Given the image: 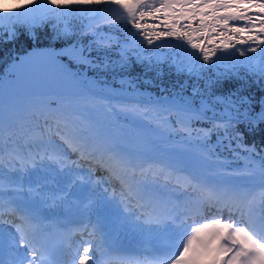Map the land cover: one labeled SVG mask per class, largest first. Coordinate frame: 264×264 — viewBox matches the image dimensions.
Masks as SVG:
<instances>
[{
  "label": "snow or ice",
  "instance_id": "snow-or-ice-1",
  "mask_svg": "<svg viewBox=\"0 0 264 264\" xmlns=\"http://www.w3.org/2000/svg\"><path fill=\"white\" fill-rule=\"evenodd\" d=\"M39 31H50L54 39L67 40L57 56L67 59L71 67L102 74L125 71L133 57L140 63L150 62L152 56L144 52L164 46L168 40L178 41L174 46L183 52V58L176 62L181 70L196 79L213 68L218 70L216 79L209 77L203 91L193 88L190 99L169 105L164 111L175 110L185 114L187 121L208 124L207 128L187 131L189 137L195 133L205 161L211 160L207 141L213 134L217 146L227 140L226 148L232 149L234 143L236 149L249 155L256 152L254 145L244 144L245 133L240 126L264 124V99L257 110L250 97L238 92L217 95L212 87L222 78H240L241 74L264 80V0H28L27 4L0 8V37L5 42L22 36L35 42ZM73 37L91 39L84 43ZM24 62L16 57V66ZM122 84L132 87L131 80ZM197 96L199 101L194 99ZM2 107L0 100V110ZM64 120L59 145H50L45 155L11 154L22 168L29 162L37 167V156L41 163L47 159L65 176L51 197L44 195L43 187L29 186L27 191L35 193L38 200L7 202V213L15 216V223L7 222L12 224L11 232L0 227V264H57L65 247L72 248L67 239L54 237L40 208L46 199L68 202L73 197L86 201L85 210L96 206L86 186L91 181L74 179L70 174L76 164L68 159L71 153L92 160L118 182L127 226L138 231L163 227L180 237L174 251L144 258L120 257V264H264V213L256 215L257 204L264 209V158L258 166L233 172L223 182L215 180L214 172H189L184 185L190 189L189 199L183 212L173 213L158 189L164 176L158 162L113 144L89 115L77 113ZM41 136L42 131L35 133L36 139ZM257 172L259 185L249 182ZM236 178L244 182H233ZM22 190V186L12 189ZM3 191L0 184V193ZM112 195L117 196L115 192ZM104 203L101 201V206ZM4 205L0 197V217L5 214ZM132 205L135 210H131ZM193 215L199 219L192 220ZM4 223L0 219V225ZM103 229V219L98 215L87 233L92 238L76 243L72 264H114L117 258ZM5 247L13 256L7 262L3 259Z\"/></svg>",
  "mask_w": 264,
  "mask_h": 264
},
{
  "label": "rangeland",
  "instance_id": "rangeland-1",
  "mask_svg": "<svg viewBox=\"0 0 264 264\" xmlns=\"http://www.w3.org/2000/svg\"><path fill=\"white\" fill-rule=\"evenodd\" d=\"M28 0H0V8L15 7L18 4H27ZM73 37L71 39H78ZM168 42V41H167ZM173 50V59L178 61L183 58V52L178 45V41H170ZM66 46V45H65ZM65 46L47 50H36L23 56L21 59L25 61L23 64L16 66V63L10 67L14 71L13 75L2 76L0 84H4L14 76L19 75L17 68H24L29 66L30 71L25 73H41V72H54L66 71L71 69L68 67L67 59L58 57L57 53ZM169 47V46H168ZM170 50L169 52H171ZM163 50H156L155 55L160 56L165 53ZM67 81H70L68 83ZM55 82V83H54ZM65 83L63 86L72 89L69 92H86L83 88H76V81H72L66 76L50 80L46 85V90L55 88V92H60V85L57 83ZM68 83V84H66ZM96 89L111 94H122L132 98L140 99H155L154 102L142 104L144 101L139 100H120L115 99H96L92 93H88L82 97H74L72 102H66L65 97H57L56 94L49 96H35L29 95L22 99H13L3 104L0 110V132H3V139L7 136L14 137L18 142H25V140L36 144L37 142L44 143L51 142L54 145H59V138H35V133L41 130L39 119L43 115L49 116V120L55 129V134L60 136L64 131V113L67 116L77 113H84L91 116L100 125V127L108 135L113 144L119 145L120 148L129 151L132 150L144 151L148 160L158 162L159 167L163 169L164 176L160 178L158 186H163L165 191L170 192L172 195L177 196L183 202L189 199L190 189L184 187L185 180L189 179V172L196 171L202 173L214 172L215 180L223 182L229 179V174L233 172H244L248 167H256L260 163L247 158L248 155H243L240 149H234L231 156L228 158H220L221 150L219 148L211 149V160L205 161L202 158L203 150L195 133L189 137L187 131L203 129L205 127H196L190 123L185 129L181 119V113L175 110L165 112L164 109L169 105L176 104L164 99V96H154L151 89H140L132 84L129 87L126 84H120L116 89L110 87L111 81L104 75H96L92 81ZM128 87V88H126ZM129 89V91H126ZM28 94V93H26ZM175 97L182 101L191 98V94L187 92H179ZM159 98V99H157ZM125 101V102H123ZM124 104V105H123ZM147 109L145 114L144 110ZM62 111V112H61ZM64 112V113H63ZM54 117V118H53ZM7 129V130H5ZM34 135V139L30 137ZM2 139V140H3ZM208 148L211 146V139L207 141ZM210 149V148H209ZM130 150L129 152H131ZM173 150V151H172ZM142 151V152H143ZM73 154V153H71ZM109 173L104 170L102 178L105 182L109 180ZM233 182H244L243 178H236ZM252 184L259 185L260 175L257 172L255 178L249 181ZM174 185L172 188L171 186ZM264 213L259 204L256 207V215L259 216ZM199 219L196 217L197 220Z\"/></svg>",
  "mask_w": 264,
  "mask_h": 264
},
{
  "label": "bare ground",
  "instance_id": "bare-ground-1",
  "mask_svg": "<svg viewBox=\"0 0 264 264\" xmlns=\"http://www.w3.org/2000/svg\"><path fill=\"white\" fill-rule=\"evenodd\" d=\"M60 75L67 76L76 81V85H74L76 88H83L87 91L96 90L99 95L108 97L110 99L123 97L119 94H111L94 89L91 84L87 83L81 77L71 72H45L32 73L26 77L5 84L2 87L3 92L0 93V100L5 102L6 100L11 99L13 96L18 94L44 88L50 79L57 78ZM17 85L19 86L18 88L16 87ZM124 98H128V96H124ZM164 99L177 104L182 103V101L172 96H166ZM148 100L154 101L155 99ZM50 145L53 144L39 143L28 146L24 149L16 150L8 144H0V184H2L4 188L3 193H0V197H2V199L5 201V204H7L9 200L14 199H20L24 201L38 200L39 197L35 193L30 194L27 191L29 186L34 188L38 186L43 187L44 195L46 197L53 196V194L57 192L58 188L62 186L65 172H61L59 170V166L55 163L47 159L41 163L39 159L41 154L45 155V152L50 150ZM131 152L140 154L142 158L148 160L147 156L140 150H132ZM13 153H20L25 157L39 154V156H37V167H32V164H30L31 162H29L22 168L20 164L12 160L11 154ZM68 159L70 161H76V164L72 165V171L70 173L74 179L80 178V172H84L86 174V179L84 181H91V183H87L86 186L89 189L91 198L97 202L96 206L91 211L85 210L83 204L86 203V201H81L77 197H73L68 202L46 199L40 204L41 211L47 217L48 223L51 225L65 226L67 239L73 236V239L68 240V243L72 245V248L65 247V256L68 260V264H72V254L76 243L81 240H88L92 238L89 237L87 233L88 231L92 230V225L96 223V218L98 215L103 219V230L112 248H117V242L119 240H126L135 243L141 248H148L150 245H158L163 253L166 250L170 252L176 249V245L179 243L180 237L171 230L160 227L154 231H138L127 226L123 222L124 216L127 215V213L124 211V206L119 203V193L121 189H119V192L116 193L117 196L113 197L112 187L117 185L118 182L112 177L109 179L110 183L108 182L109 185L107 187L101 186L103 181L102 172L105 170L103 167L98 166L90 159H81L79 158V155L70 154ZM98 175L100 177L99 179L97 178ZM12 181L15 183H10ZM96 181H100L101 183L96 184ZM16 186H22L23 190L19 192L12 191V189ZM105 189H107V191H105ZM158 189L163 194L164 201L169 211L173 213H180L184 211L186 201L182 203V200H180L175 195H172L170 192L165 191L163 187H158ZM101 201L105 202L103 206L100 204ZM131 210H135L134 205L131 206ZM13 219L15 220V216L9 215L7 213V209L5 208V214L2 217V220H4L5 223L0 225V227H3L5 232L13 231L12 224L7 223L8 221L15 223ZM73 223H78L82 227L86 228L85 237H83V235L75 237L74 233L71 231V225ZM12 258V253L7 247H5L3 259L7 262Z\"/></svg>",
  "mask_w": 264,
  "mask_h": 264
},
{
  "label": "trees",
  "instance_id": "trees-1",
  "mask_svg": "<svg viewBox=\"0 0 264 264\" xmlns=\"http://www.w3.org/2000/svg\"><path fill=\"white\" fill-rule=\"evenodd\" d=\"M36 37L35 42L28 40L25 36L12 42H5L4 38L0 37V74H15L10 67L16 63L17 56L22 58L25 54L35 52L36 50L58 48L65 46L67 43V40L65 39H54L53 34L50 31H39L37 32ZM78 39L87 43L91 37H79ZM66 65L84 79L94 80L96 75H104L111 81L110 87L114 89H116L122 81L131 80L132 84L136 87L150 88L154 91L155 95H162L164 93L175 94L181 91L192 93V88H198L203 91L209 77L213 80L216 79L214 73L218 70L217 68H213L210 72H206L203 78L196 79L195 77L190 76L186 70L178 69L169 55L159 57V62L156 61V58H152L150 62L144 61L143 63L135 61V58L133 57L132 62L125 71H109L106 74H102L98 71L93 73L87 69L71 67L68 61ZM17 70L20 72L19 74H23L30 71L31 68L26 66L24 68H17ZM212 91H214L215 94L225 95L231 92H238L239 95L248 96L250 97L253 106L258 110L259 102L264 99V80L251 79L243 74H241L240 78H222L219 84L213 85ZM192 121L203 126L208 125L204 122H198L195 119ZM240 131L245 133L244 144L249 146L254 145L256 148L255 153L247 155L252 157V160L261 161V158H264V124L255 128H246L241 125ZM212 140L213 144H216V147L221 150L220 152L222 155L228 154L230 149L225 147L228 143L227 140L222 144H219V146H217L216 134H214Z\"/></svg>",
  "mask_w": 264,
  "mask_h": 264
}]
</instances>
